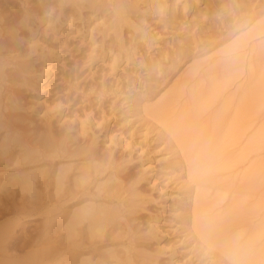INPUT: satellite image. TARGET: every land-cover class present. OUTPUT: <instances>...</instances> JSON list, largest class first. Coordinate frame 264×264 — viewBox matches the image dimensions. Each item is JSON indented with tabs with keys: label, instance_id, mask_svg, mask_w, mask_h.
<instances>
[{
	"label": "rangeland",
	"instance_id": "rangeland-1",
	"mask_svg": "<svg viewBox=\"0 0 264 264\" xmlns=\"http://www.w3.org/2000/svg\"><path fill=\"white\" fill-rule=\"evenodd\" d=\"M14 1L10 0L9 5ZM142 1L133 0L135 6L117 15L108 5L90 16V9L84 8L80 15L76 13L72 26L63 27L59 39H53L51 31L47 35L40 31L38 37L59 52V58L51 63L52 75L44 82L49 89L47 98L54 103L62 102V118L55 113L53 125L63 129L64 114L87 116L84 135L76 134L75 129L70 131L79 141L89 139L90 145L71 156L41 160L46 185L41 187L40 196L46 206L41 209L26 206L33 209L31 215L10 219L19 223L14 222V233H45L43 229L54 221L57 213L56 199L51 196L52 170L59 163L70 164L69 178L97 155L98 168L95 171L91 167L94 171L86 186L87 196L114 203L123 200L131 206L129 215L136 217L137 236L145 233L150 215L159 216V239L148 240L146 249H138L144 251V264H243L226 252L229 243L232 248L251 244L250 254L264 247V137L252 144V137L260 130L264 132V0H155L152 14L141 10ZM41 66L40 61L35 63L37 73ZM157 83L159 86L154 91L163 95L160 99V95L153 98L150 105H159L176 90L167 111L172 118L190 103L198 99L200 103L205 98V108L197 115L193 128L198 132L187 133L189 139L193 136L191 150L184 148L176 131L162 125L160 116L148 113L139 120L132 113L129 105L133 92ZM214 84L219 91L208 101ZM33 92L28 101L37 110L39 95ZM240 102L247 105L246 109ZM241 106L246 111L240 117ZM59 118L61 121L57 122ZM215 120L220 121L219 130L225 127L224 131L232 121L239 122V131L234 130L239 136L232 133L235 142L224 145L221 155L223 160L226 154L223 163L227 161L229 165L192 178L189 175L192 158L201 148L203 151L206 143H199L202 139L196 141L195 136L202 131L210 132ZM74 121L71 123L75 124ZM175 147L181 150L179 165L172 162ZM116 175L128 177L121 183L112 179ZM102 182L107 186L98 184ZM187 189L192 190L196 204L200 205L201 222L210 225L231 219L220 230L223 231L219 232L217 243L206 241V236L193 225L192 232L186 230L182 223L175 222L176 216L171 220L169 207ZM21 195L26 199L29 196L27 192ZM10 220L2 221L0 226ZM110 232L108 244H114L112 248L121 253L127 233L120 225ZM19 255L25 256L26 252L20 251ZM263 259V255H253L254 264H264Z\"/></svg>",
	"mask_w": 264,
	"mask_h": 264
},
{
	"label": "bare ground",
	"instance_id": "bare-ground-1",
	"mask_svg": "<svg viewBox=\"0 0 264 264\" xmlns=\"http://www.w3.org/2000/svg\"><path fill=\"white\" fill-rule=\"evenodd\" d=\"M9 2L10 0H0V223L12 218L21 219L23 216L31 215L33 209L26 208V206H37V208L40 206V209L41 206H46V202L42 201L40 196L41 187L46 185L45 166L41 160L44 161L47 157L71 156L81 147L90 145L89 139L79 141L74 138L76 134L84 135L86 133L87 116L82 118L77 113L72 117L64 114L61 123L65 127L62 129L53 125L55 113L58 112L62 118V102L54 103L47 98L49 89H46L44 82H48V78L52 75L51 63L59 58V52L55 51L48 42L46 43L45 39L38 37L40 31L45 35L51 31L52 38L59 39V35L63 34V27L65 25L72 26L76 13L80 15L84 8L90 9L91 12L88 14L90 16L108 5L112 7L114 15H117V13L129 11L131 7L135 6L133 0H16L13 5H9ZM154 2L155 0H143L144 5L141 6V10L146 14H152ZM186 7L187 1H184L183 8ZM37 61L42 63V69L38 70L39 73L35 70ZM194 67L196 68V66ZM158 84L145 86L143 90L133 92L129 105L132 113L139 120H143L148 113L160 116V122L164 127L179 134L184 148L185 146L186 148L191 147L193 136L191 135L192 138L189 139L187 133L193 131L197 115L199 116V112H202L203 107L205 108V98L202 97L204 103H199L200 99H198L183 108L178 116L172 118L167 115V111L176 90L165 96L159 105H150L153 98L160 95L158 97L160 99L163 95L161 91H154L159 86ZM180 87L177 86L178 89ZM218 88L217 84L211 86L208 101H212L211 97H214L215 93L219 91ZM33 91L38 92L39 95L37 97L39 109L37 110L33 109L34 107L32 108L28 101L29 94ZM245 96L246 94L243 98L246 99ZM240 104L242 103L240 102ZM246 106L245 104V109ZM238 109L236 110L238 111ZM245 111L242 107L238 111V115L241 114V117ZM36 115H41L42 118H37ZM235 115L237 114L235 113ZM60 118L57 122L61 121ZM74 120L76 123L72 124L71 122ZM234 121L226 126L227 133L224 131L225 127H221L225 135H222L221 129L219 130L220 121L215 120L210 132L203 134L202 131V134L195 136L196 141L202 139L203 142L199 143H203V145L206 143L202 146L204 147L203 151L199 147L201 148L200 153L192 158L194 163L192 162L193 166L191 165L189 173L192 178L197 179L201 173L217 171L220 167L229 165L227 161L223 163L226 154H223L222 157L224 161L221 159V155L223 147L230 145L229 141V143L235 142L231 138L235 139L236 135L239 136L236 134L239 131H237L239 122L233 124ZM96 124L99 125L100 122L97 121ZM72 129H75V136L70 131ZM188 130L190 131L188 132ZM234 130L237 132L234 133ZM193 132L195 133L196 129ZM230 132L235 136L230 135ZM263 137L264 132L260 130L254 138L252 137V144ZM96 157L97 155H95ZM95 158H89L87 165L79 168L80 170L71 174L72 176L69 178L67 170L72 167L70 164L64 166L65 163L64 165L59 163L58 167L52 170L54 174L51 196L56 199L54 210L57 213L54 221L43 229L45 233L24 235L21 232L16 234L14 233L15 226L19 223L14 221L15 224L11 220L7 223L3 222V225L0 226V250H2L0 264H144L146 256L144 251L138 249H142L148 240L159 239L161 233L159 216L157 214L150 215L144 228L145 233L143 236H137L139 231L138 228L135 229L136 225L134 224L136 217L129 215L133 210L131 206L125 204L123 200L114 203L106 199L98 201L87 196L89 192L86 189L91 171H94V168L96 171L98 168ZM172 158V162L179 165L181 150L176 148L172 152ZM249 174L246 175L247 178L250 176ZM127 177L126 175H116L111 178L122 183ZM108 179L111 181L110 178ZM109 181L104 182L108 183ZM104 182L98 184L104 188L107 186ZM98 184L96 187L100 188ZM99 190L101 191V188ZM26 192L29 194L27 199L21 195ZM19 194L20 198L17 199ZM196 200L192 190L183 191L182 195L169 207V212L173 214L171 220L174 221L176 216L178 220L175 222L182 223L183 227L190 232H192V225L195 226L196 230L206 236V241L215 244L216 240L220 238L218 237L220 230L231 219L225 218L226 220L206 225L198 219L200 218L198 216L200 205L196 204ZM61 201L70 202V204L63 206ZM191 204L194 205L193 210H191ZM20 224L23 225V222ZM117 225L122 226L128 235V241H125L121 253L116 251L117 248H112L114 244L111 242L112 245L108 244L109 236L112 235L110 231ZM229 245L231 248L228 247L226 252L234 260L243 264H254V254L264 256V247L251 255V251L248 250L251 244L245 243V245L233 248L230 243ZM145 247L143 249H146ZM224 249L226 248L224 247ZM250 249L252 250V248ZM20 251H25L26 255L20 256ZM203 251L206 250L203 248Z\"/></svg>",
	"mask_w": 264,
	"mask_h": 264
}]
</instances>
